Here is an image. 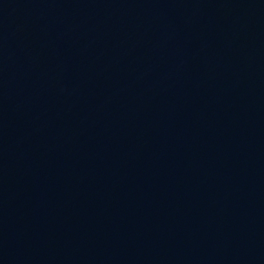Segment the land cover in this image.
I'll list each match as a JSON object with an SVG mask.
<instances>
[{
  "label": "water",
  "instance_id": "1",
  "mask_svg": "<svg viewBox=\"0 0 264 264\" xmlns=\"http://www.w3.org/2000/svg\"><path fill=\"white\" fill-rule=\"evenodd\" d=\"M0 264H264V0H0Z\"/></svg>",
  "mask_w": 264,
  "mask_h": 264
}]
</instances>
